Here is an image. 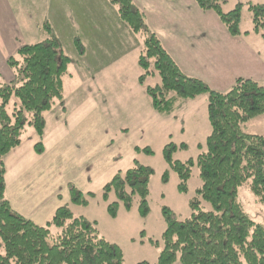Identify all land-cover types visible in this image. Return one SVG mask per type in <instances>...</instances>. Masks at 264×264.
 I'll list each match as a JSON object with an SVG mask.
<instances>
[{
    "label": "trees",
    "instance_id": "16d2710c",
    "mask_svg": "<svg viewBox=\"0 0 264 264\" xmlns=\"http://www.w3.org/2000/svg\"><path fill=\"white\" fill-rule=\"evenodd\" d=\"M109 2L119 19L140 38L138 84L155 112L168 116L185 101L207 97L210 133L204 150L195 159L179 162L173 159L177 146L169 144L163 149L165 181L173 172L178 178V192L186 193L196 167L201 185L197 198L189 202L190 215L184 220L162 207L165 229L161 245L148 240L152 247L160 248L155 264H264V221L255 223L238 200V189L247 184L257 201L264 204V135L245 134L241 129L246 121L264 115V86L241 79L225 93L212 91L178 69L131 0ZM194 2L200 10L213 12L231 36L241 35V3L224 13L226 0ZM247 7L252 32L264 39V5ZM69 62L54 36L20 47L7 62L14 80L0 86V264H123L122 250L104 240L94 223L75 217L67 206L58 208L50 221L39 226L16 213L5 196L4 158L20 145L26 125L42 138L44 114L55 101L62 100V79ZM150 77H157L158 83L148 85ZM12 98L18 103L9 112ZM34 149L41 153V142ZM135 150L151 154L149 148ZM152 175L150 167L136 161L124 172L118 171L103 188L104 201L115 198L107 205L108 213L115 217L119 204L129 210L137 198L139 214L145 217ZM90 196L70 187L74 205L86 206ZM201 202L211 210H205ZM52 228L59 232L52 233Z\"/></svg>",
    "mask_w": 264,
    "mask_h": 264
},
{
    "label": "rangeland",
    "instance_id": "374dc122",
    "mask_svg": "<svg viewBox=\"0 0 264 264\" xmlns=\"http://www.w3.org/2000/svg\"><path fill=\"white\" fill-rule=\"evenodd\" d=\"M83 1L76 0L75 14L71 12L77 22L70 23L71 27L68 25L73 35H69V31L60 39L64 54L76 63L68 67V71L75 74L63 77L62 100L55 101L51 110L44 114L46 127L42 139L26 125L20 146L12 150L7 172L13 200L21 205L24 218L37 225L45 224V211L67 206L75 217L94 223L104 240L122 250L123 264H155L160 248L152 247L148 240L161 245L165 229L162 207L170 209L178 220H184L190 215L189 202L197 198L196 190L201 185L196 167L191 171L186 193L178 192V178L173 172H169L165 181L163 174L167 166L163 149L169 144L177 146L173 159L179 162L195 159L204 150L210 133L207 97L201 95L185 101L170 117L155 112L149 97L138 84L140 70L137 65H132L133 56L125 53L136 44L131 45L129 41L123 44L121 40L125 31L126 37L133 34L110 5L100 0H87V4ZM239 3L243 5L239 29L247 32L248 43L264 56V39L252 32L247 7L248 4L264 5V0H226L222 11L227 13ZM33 16L36 18L35 13ZM69 17L73 18L70 13ZM118 37L121 38L116 45ZM74 38L79 39L88 54H97L101 62H109L124 53L123 59L115 62L119 68L107 70L109 78L104 81L115 87L107 91L97 77L95 81L89 80L94 88L85 81L84 76L89 78L92 73L88 76L81 73L84 66L81 68L82 64H77ZM133 54L131 51L130 55ZM146 83L154 85L158 78L150 77ZM2 84L0 78V86ZM15 103L17 100L12 98L7 107L9 112ZM241 129L245 134L264 135V115L246 121ZM36 142L46 145L47 150L39 158L33 154ZM135 147L149 148L151 154L137 152ZM134 161L153 170L147 199L149 211L142 217L135 198L129 210L119 204L112 217L107 205L115 198L110 196L109 201H104L103 188L118 171L131 168ZM71 186L84 195L92 194L87 198L86 206L72 203ZM238 200L255 223L264 221V204L257 201L247 184L238 189ZM201 205L205 210H211L208 204L201 202ZM58 232L52 228V233Z\"/></svg>",
    "mask_w": 264,
    "mask_h": 264
},
{
    "label": "crops",
    "instance_id": "0c3cea01",
    "mask_svg": "<svg viewBox=\"0 0 264 264\" xmlns=\"http://www.w3.org/2000/svg\"><path fill=\"white\" fill-rule=\"evenodd\" d=\"M26 1L0 0V78L3 84L11 83L14 80L13 72L8 67L7 62L10 58L16 56L20 47L43 42L50 36H54L62 48L60 39L63 35L69 31H71L69 35H73L72 28H68V25L71 27L70 23L74 24L76 22L73 15L75 14L76 0H32L31 3L28 0L25 4ZM100 1L110 5L115 10L114 12H117L109 0ZM131 1L142 13L147 27L157 37L163 49L184 75L200 80L212 91L218 93L227 92L241 79L250 80L264 86V56L248 43L246 40L248 36L245 35L247 32L240 31V36H231L213 12L200 10L194 0ZM83 2L87 4V0ZM68 9L69 12H67ZM33 13L36 14V18ZM69 13L73 18L69 17ZM127 29L129 30L128 27ZM127 34L125 31L122 38L118 37L116 45H119L120 38L123 44L126 41H129L131 45L135 43L136 45L126 50L125 53L133 56L132 65H137V59L141 51V41L136 34L132 33L134 36L126 37ZM74 39L77 64H82L81 68L84 66L81 73L86 75L92 73L89 78L84 76L85 81L90 83L92 81L89 80H94L97 77V80L100 79L102 87L107 91L109 88L115 87V85H108L104 81L109 78L107 70L114 67L119 68L118 63L115 62L121 61L124 53L114 56L109 62H101V58L97 54H88L79 39ZM79 47L80 50H78ZM131 51H134L133 55H130ZM68 58L70 62L67 66L66 75L68 74L69 77H72L75 73L73 71L70 73L68 67L75 62L70 57ZM100 64L104 65L101 66ZM90 84L94 88L95 85L93 83ZM64 109L62 107V110ZM173 113L164 116L170 117ZM64 125H67L66 122ZM35 144L33 145V154H35V158H39L46 153V145L44 146L42 143V152L36 153ZM14 151L8 153L4 158L5 196L13 210L25 217L21 212V205L13 200L14 193L11 188L10 176L7 172V166ZM58 208L60 206L52 211H45V224ZM45 224L38 225L44 226Z\"/></svg>",
    "mask_w": 264,
    "mask_h": 264
}]
</instances>
